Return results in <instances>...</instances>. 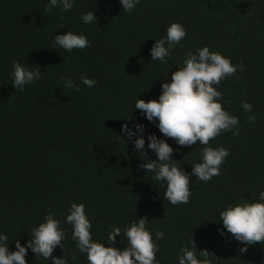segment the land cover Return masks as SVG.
Masks as SVG:
<instances>
[{
  "label": "trees",
  "instance_id": "trees-1",
  "mask_svg": "<svg viewBox=\"0 0 264 264\" xmlns=\"http://www.w3.org/2000/svg\"><path fill=\"white\" fill-rule=\"evenodd\" d=\"M47 4L0 0V232L8 236L9 250H16V239L25 244L51 208L66 230L62 243L69 264H88L64 222L75 202L86 205L93 237L101 241L111 227L123 229L146 216L153 232L165 233L156 241L160 264H178L189 239L197 251L215 255L213 264H264V243L249 245L241 254L244 245L218 231L223 228L220 210L240 199L255 202L264 190V0H140L131 13L122 12L119 0H76L69 12L58 7L47 12ZM88 11H96L97 24L82 22ZM174 22L185 26L186 38L165 63L152 61L155 39ZM68 31L86 35L90 46L71 53L52 47L55 35ZM204 46L245 67L217 87L241 130L238 137L229 132L210 141L230 151L221 174L207 183L192 176L189 203L172 205L163 199L166 184L140 168L146 158L122 127L144 125L147 159L158 160L147 149V135L163 134L135 109V98L158 101L165 77L170 82L187 52ZM13 61L39 66L43 78L16 92ZM82 74L95 79L96 86L81 84L80 92L63 87L62 76L79 84ZM245 100L253 105L251 112L241 108ZM249 115L257 122L249 123ZM167 142L182 170L191 173L200 162L199 141L191 147L172 138ZM126 245L117 237L116 247ZM64 251L57 247L53 256L62 258ZM26 261L51 264L31 250Z\"/></svg>",
  "mask_w": 264,
  "mask_h": 264
},
{
  "label": "clouds",
  "instance_id": "clouds-1",
  "mask_svg": "<svg viewBox=\"0 0 264 264\" xmlns=\"http://www.w3.org/2000/svg\"><path fill=\"white\" fill-rule=\"evenodd\" d=\"M75 3L76 0H48L45 10L52 12L58 7L61 12H69ZM139 3L140 0H119L124 13H131ZM81 20L84 24H97L96 11L84 13ZM186 36L184 25L171 23L166 35L155 39L150 49L152 61L165 63L171 57L173 49ZM90 43L86 35L68 31L67 34L55 35L52 47L71 53L73 50L89 47ZM11 67L10 76L16 92H23L25 86L43 78L39 66L33 68L20 61H13ZM178 69L172 73L170 82L165 77L158 101L145 102L135 98V109L140 110L141 116L156 125L163 134V138H158L154 133L147 135V149L158 160L147 159L144 125L136 124L134 128H130L128 124H124L122 127V132L132 141L141 158L147 160L140 168L153 173L154 181L166 184L163 199L172 205L189 203L192 195L189 182L192 176L207 183L221 174V165L230 156V151L222 146L214 148L210 141L229 132L238 137L241 129L239 118L223 107L221 101H224V96L217 87L221 80L234 76L238 70L245 71L242 63L233 65L230 58L220 52L210 51L208 46L197 48L195 52L188 51ZM60 79L64 88L74 89L76 92L82 90L81 84L88 88L97 84L87 74L80 75L79 84L70 76H62ZM241 108L245 112H251L253 105L245 100L241 102ZM132 119L131 116L128 121ZM248 122L256 123L257 116L249 115ZM168 138L174 139L181 147H191L199 141L200 162L192 165L191 173L182 170L180 161L173 158L175 149L167 142ZM67 212L64 222L71 225L72 240L88 264H160L156 255L160 252V246L156 241L163 240L165 233L159 230L153 232L148 227L146 216L132 219L123 229L111 227L106 240L101 241L93 237L92 223L86 214L84 203H71ZM218 220L223 222V228L218 229L221 236L229 240L235 239L244 245L239 249L241 254L248 251L249 245L264 243V190L259 192L255 202L240 199L227 204L219 211ZM61 224L62 221L49 208L42 222L31 228L30 239L25 244L19 239L15 240V251L9 250V238L0 232V264H28L26 256L29 250L37 259L50 260L51 264H69L62 243L67 235ZM117 237H123L127 245L123 248L116 247ZM57 247L65 253L62 258L53 256ZM216 259L206 249L197 251L194 239L184 242L178 253V264H213Z\"/></svg>",
  "mask_w": 264,
  "mask_h": 264
}]
</instances>
